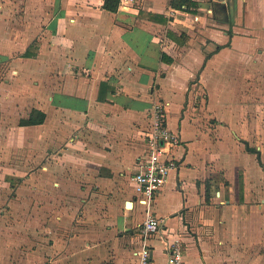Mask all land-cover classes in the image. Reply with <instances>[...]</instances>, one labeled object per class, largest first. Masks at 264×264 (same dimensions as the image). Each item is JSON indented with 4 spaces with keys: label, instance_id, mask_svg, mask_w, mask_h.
I'll list each match as a JSON object with an SVG mask.
<instances>
[{
    "label": "crops",
    "instance_id": "obj_1",
    "mask_svg": "<svg viewBox=\"0 0 264 264\" xmlns=\"http://www.w3.org/2000/svg\"><path fill=\"white\" fill-rule=\"evenodd\" d=\"M188 1L0 0V218L23 215V264L138 263L128 143L159 100L182 144L151 206L153 263L181 239L186 264H264V0Z\"/></svg>",
    "mask_w": 264,
    "mask_h": 264
},
{
    "label": "built area",
    "instance_id": "obj_2",
    "mask_svg": "<svg viewBox=\"0 0 264 264\" xmlns=\"http://www.w3.org/2000/svg\"><path fill=\"white\" fill-rule=\"evenodd\" d=\"M166 110L164 102L153 103L149 127L144 132L146 151L138 158L136 171L131 175L139 202L146 207V217L139 229L143 245L137 264H154L146 242L161 228L163 220L153 216L151 206L156 194L168 182L171 171L180 164L176 149L181 146L182 138L180 132L169 127ZM167 264H186L181 239L169 245Z\"/></svg>",
    "mask_w": 264,
    "mask_h": 264
},
{
    "label": "rangeland",
    "instance_id": "obj_3",
    "mask_svg": "<svg viewBox=\"0 0 264 264\" xmlns=\"http://www.w3.org/2000/svg\"><path fill=\"white\" fill-rule=\"evenodd\" d=\"M215 1H213V2H215ZM215 3L217 4L218 2H215ZM222 3H226V1H222ZM190 11H194V10H190ZM222 12L223 11L219 12V17L226 18L227 16L225 14H223L224 12L223 13ZM215 14L217 15V13H215ZM159 101L164 102L163 100H159ZM151 111H150V114H149L148 123H147L146 127H144L142 132L140 133V135H141L140 138L141 139L133 138V140H131L130 143H128L130 147L134 148V150H135L134 152L139 154V155L143 154L142 153L143 152V142H144V146H145L144 150L146 149V144H145L146 141H145V138H144V132L149 127ZM137 161H138V158L136 159L135 169L132 171L131 168H129L128 171L126 172V175L129 178H130L131 173L136 171ZM22 180H19V178L12 179V185L10 186L11 187L10 195L13 198L12 206L15 209L23 208V181ZM82 186L83 185H81V184H73V183L72 184H69V183L63 184L64 189L69 191V192H71V193H75V192L79 193V190L81 189ZM90 186H92V185H90ZM93 186L95 187L96 185H93ZM94 187L92 188L93 190H95ZM2 191L3 192L5 191V193H7V191H8L7 186L4 189L3 184H1L0 185V192H2ZM71 195L75 196L74 194H71ZM15 196H19V198L14 200ZM68 203L69 204H66V205L71 209V211L69 209L68 213L64 217L65 218L64 221L66 223H68V222L69 223H80L82 221V216H81V213H80L81 209L78 210V213L72 214V212H73L72 210H73V207H74L73 205H75L76 209H79V204L77 202H75L74 200H70V202H68ZM49 220L54 222L53 220H56V217L55 216L50 217ZM0 224H5L6 226L10 227L11 237L15 240V241H12L11 246L6 249V253L4 255V259H3L2 256L0 257V262L2 263L3 260H5L6 264L9 261H11L10 264H23V215H14V213H13V216L4 217V218L2 217V218H0ZM6 234H7V232L6 233L5 232H0V236L6 235Z\"/></svg>",
    "mask_w": 264,
    "mask_h": 264
},
{
    "label": "trees",
    "instance_id": "obj_4",
    "mask_svg": "<svg viewBox=\"0 0 264 264\" xmlns=\"http://www.w3.org/2000/svg\"><path fill=\"white\" fill-rule=\"evenodd\" d=\"M117 1L118 0H106V6H108L109 8H115V6L117 5ZM183 3H186L188 5H197V3H191L188 0H173V4L175 6H181ZM163 59L170 63L172 61V57H170L168 54L163 55ZM44 120V118H40V119H35V118H30L28 120H25V124H34V123H38V122H42ZM23 122V121H22Z\"/></svg>",
    "mask_w": 264,
    "mask_h": 264
},
{
    "label": "bare ground",
    "instance_id": "obj_5",
    "mask_svg": "<svg viewBox=\"0 0 264 264\" xmlns=\"http://www.w3.org/2000/svg\"><path fill=\"white\" fill-rule=\"evenodd\" d=\"M130 203H128V205H129ZM130 207H131V205H130Z\"/></svg>",
    "mask_w": 264,
    "mask_h": 264
}]
</instances>
